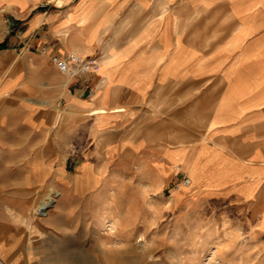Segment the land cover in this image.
<instances>
[{
	"label": "crops",
	"instance_id": "0c3cea01",
	"mask_svg": "<svg viewBox=\"0 0 264 264\" xmlns=\"http://www.w3.org/2000/svg\"><path fill=\"white\" fill-rule=\"evenodd\" d=\"M1 16L16 30L8 36L0 25V97L19 85L25 99L14 105L30 116L25 135L0 124V263L37 258L22 215L29 201L17 199L31 192L8 189L4 170L19 142L53 163V110L40 101L60 94L95 142L105 135L110 151H141L264 225V0H0ZM70 50L98 67L64 85L48 55ZM8 68H30L55 92L30 98L23 78L2 75Z\"/></svg>",
	"mask_w": 264,
	"mask_h": 264
},
{
	"label": "rangeland",
	"instance_id": "374dc122",
	"mask_svg": "<svg viewBox=\"0 0 264 264\" xmlns=\"http://www.w3.org/2000/svg\"><path fill=\"white\" fill-rule=\"evenodd\" d=\"M0 25L8 36L16 30L6 16ZM2 75L23 78L30 98L55 92L30 68H8ZM15 85L0 97V124L10 136L12 130L25 135L21 123L30 116L14 105L25 99ZM40 104L53 110V163L32 159L33 149L19 142L16 154L8 149L4 170L8 189L32 195L17 198L29 201L22 215L33 226L38 255L31 264H78L81 258L108 264L111 252L126 264H264V225L244 205L192 186L169 166L146 163L141 151H110L105 135L95 142L94 134L79 130L61 94ZM185 178L189 183L182 184ZM42 200L49 202L41 216L36 208ZM107 221L114 225L104 231Z\"/></svg>",
	"mask_w": 264,
	"mask_h": 264
},
{
	"label": "built area",
	"instance_id": "2783aa9c",
	"mask_svg": "<svg viewBox=\"0 0 264 264\" xmlns=\"http://www.w3.org/2000/svg\"><path fill=\"white\" fill-rule=\"evenodd\" d=\"M40 53L47 54L46 47L40 48ZM49 61L56 67L57 71L69 78L82 73L96 71L98 67L97 59L93 56H84L75 50H70L64 54L50 53ZM189 183V179L185 178L182 184ZM0 264H6L1 262Z\"/></svg>",
	"mask_w": 264,
	"mask_h": 264
},
{
	"label": "bare ground",
	"instance_id": "6f19581e",
	"mask_svg": "<svg viewBox=\"0 0 264 264\" xmlns=\"http://www.w3.org/2000/svg\"><path fill=\"white\" fill-rule=\"evenodd\" d=\"M69 78V77H68ZM48 202L49 201H41L40 203H39V205L37 206V208H36V210L38 211V213L42 216V215H44V214H46V206H47V204H48ZM45 210V211H44ZM106 224L103 226L105 229H104V231L106 230H110L112 227H113V223L111 222V221H107V222H105ZM103 231V230H102ZM109 253V252H108ZM113 252H111V257H110V259L108 260V264H117V262H116V260H119L120 261V263L119 264H126L125 262H127L125 259L126 258H122V257H120V258H117L114 254H112ZM92 262V261H91ZM78 264H88L87 263V260H86V258L84 259V258H81L80 259V261L78 262Z\"/></svg>",
	"mask_w": 264,
	"mask_h": 264
},
{
	"label": "trees",
	"instance_id": "16d2710c",
	"mask_svg": "<svg viewBox=\"0 0 264 264\" xmlns=\"http://www.w3.org/2000/svg\"><path fill=\"white\" fill-rule=\"evenodd\" d=\"M5 47H6L5 42L0 43V49H3V48H5Z\"/></svg>",
	"mask_w": 264,
	"mask_h": 264
}]
</instances>
